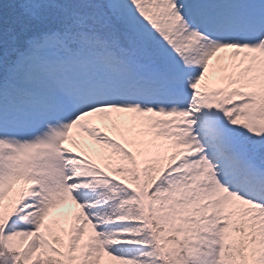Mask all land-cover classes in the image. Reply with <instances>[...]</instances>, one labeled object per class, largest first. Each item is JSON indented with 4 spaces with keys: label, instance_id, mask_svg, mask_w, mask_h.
Listing matches in <instances>:
<instances>
[{
    "label": "snow or ice",
    "instance_id": "snow-or-ice-1",
    "mask_svg": "<svg viewBox=\"0 0 264 264\" xmlns=\"http://www.w3.org/2000/svg\"><path fill=\"white\" fill-rule=\"evenodd\" d=\"M0 264H264V0H0Z\"/></svg>",
    "mask_w": 264,
    "mask_h": 264
},
{
    "label": "trees",
    "instance_id": "trees-1",
    "mask_svg": "<svg viewBox=\"0 0 264 264\" xmlns=\"http://www.w3.org/2000/svg\"><path fill=\"white\" fill-rule=\"evenodd\" d=\"M6 7L8 8L9 11L11 10L10 6H6Z\"/></svg>",
    "mask_w": 264,
    "mask_h": 264
}]
</instances>
